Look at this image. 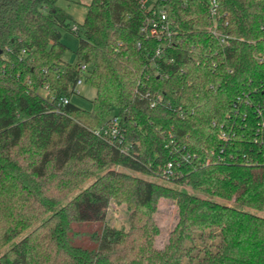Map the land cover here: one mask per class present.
<instances>
[{
    "label": "trees",
    "instance_id": "obj_1",
    "mask_svg": "<svg viewBox=\"0 0 264 264\" xmlns=\"http://www.w3.org/2000/svg\"><path fill=\"white\" fill-rule=\"evenodd\" d=\"M58 1L0 0V264H264V0H216L224 42L210 0H170L162 57L140 0H92L79 31ZM79 79L91 109L44 94L70 98ZM113 115L120 145L97 133ZM162 197L178 218L156 248ZM111 201L128 228L105 221ZM87 221L103 222L93 247L70 236Z\"/></svg>",
    "mask_w": 264,
    "mask_h": 264
},
{
    "label": "rangeland",
    "instance_id": "obj_2",
    "mask_svg": "<svg viewBox=\"0 0 264 264\" xmlns=\"http://www.w3.org/2000/svg\"><path fill=\"white\" fill-rule=\"evenodd\" d=\"M91 1L92 0H59L58 4L71 14V27L77 25L79 31L80 24L83 22L86 16L87 5H89ZM62 40L67 45V50L63 55L64 62L75 64L77 62V55L75 53V50L79 42L78 36L74 32L66 30L62 34ZM76 91L79 92H74V94H72V96L70 97L71 102L79 107L91 109L92 100L96 96V89L82 81L80 84L77 85ZM116 168L119 170H126L118 166ZM140 175L145 178L153 179L160 184H167L171 186L174 185L171 181H168L166 179L164 180L156 176H148L143 174ZM92 180L86 182L82 186V188L86 187ZM71 197L72 195L63 200L61 205L68 202ZM154 218L160 228V232L155 238V247L163 248L164 245L167 243L169 233L178 218V209L174 201L164 197L160 198L157 203V209L154 213ZM105 221L109 225H112L117 228H128L129 210L126 204H117L114 201H111L108 207L106 208ZM37 224H39V222H37ZM102 224L103 222L101 221L74 222L72 224L73 229L70 236L72 237L73 242L76 244L86 247H93L94 242L91 240L90 235L92 232L99 230ZM10 245L11 244H9L7 248Z\"/></svg>",
    "mask_w": 264,
    "mask_h": 264
},
{
    "label": "built area",
    "instance_id": "obj_3",
    "mask_svg": "<svg viewBox=\"0 0 264 264\" xmlns=\"http://www.w3.org/2000/svg\"><path fill=\"white\" fill-rule=\"evenodd\" d=\"M169 2L170 0H140L142 8L146 12L141 26V31L146 37L158 40L159 43L154 48V56L158 57H162L165 54L168 46L171 45L174 36L177 34L175 21L168 15L167 8ZM216 6L217 1L210 0V15L214 19V25L210 28V31L215 37L224 42L225 36L219 33V31L217 30V24L215 22V19L217 17ZM78 29L79 28L77 25L72 26L73 31H78ZM82 69L87 70L88 66L86 64H83ZM82 81V79H79L77 81V85ZM75 92L79 91H76L75 88ZM44 94L46 96H49L52 100H55L57 109L62 108L71 101L70 98L66 96H61L56 99L48 90H45ZM146 95H149V93H147ZM157 97L161 98V94H158ZM155 103L156 102L154 101L152 105H154ZM97 133H101L105 138L108 139L109 142L116 143L117 145H120L123 142L125 136L124 129L120 124V119L116 115L111 116L106 124L97 130ZM222 137L224 139L228 138L225 132H222ZM223 151L224 148L221 149V153ZM211 153L213 154L214 151H212ZM183 157L188 158L189 155H184ZM229 157H232V154H230ZM218 158L224 157L218 154ZM174 166L175 162L169 161L166 166L159 169L160 175L165 178L170 177V175L174 174Z\"/></svg>",
    "mask_w": 264,
    "mask_h": 264
},
{
    "label": "water",
    "instance_id": "obj_4",
    "mask_svg": "<svg viewBox=\"0 0 264 264\" xmlns=\"http://www.w3.org/2000/svg\"><path fill=\"white\" fill-rule=\"evenodd\" d=\"M0 52H1V50H0Z\"/></svg>",
    "mask_w": 264,
    "mask_h": 264
}]
</instances>
